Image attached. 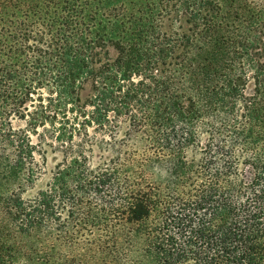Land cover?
Here are the masks:
<instances>
[{
    "label": "trees",
    "instance_id": "1",
    "mask_svg": "<svg viewBox=\"0 0 264 264\" xmlns=\"http://www.w3.org/2000/svg\"><path fill=\"white\" fill-rule=\"evenodd\" d=\"M257 1L0 0V264H264Z\"/></svg>",
    "mask_w": 264,
    "mask_h": 264
},
{
    "label": "rangeland",
    "instance_id": "2",
    "mask_svg": "<svg viewBox=\"0 0 264 264\" xmlns=\"http://www.w3.org/2000/svg\"><path fill=\"white\" fill-rule=\"evenodd\" d=\"M245 1L248 5L255 6L254 1H257V0H245ZM257 13H259V15H258L259 16V20H258L259 24L256 27V32H258L257 35H259V37L264 39V11L259 10V11H257ZM178 16L180 17V14L176 12V8H172L171 17L163 19V22L168 27H175L180 23V20H178ZM32 138L35 141V137L32 136ZM47 164H48V167L53 165V159H52L51 155H49Z\"/></svg>",
    "mask_w": 264,
    "mask_h": 264
}]
</instances>
